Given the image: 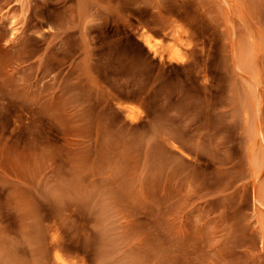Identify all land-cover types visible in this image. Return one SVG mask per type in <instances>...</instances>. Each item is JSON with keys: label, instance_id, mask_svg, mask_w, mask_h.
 <instances>
[{"label": "rangeland", "instance_id": "rangeland-1", "mask_svg": "<svg viewBox=\"0 0 264 264\" xmlns=\"http://www.w3.org/2000/svg\"><path fill=\"white\" fill-rule=\"evenodd\" d=\"M0 264H264V0H0Z\"/></svg>", "mask_w": 264, "mask_h": 264}, {"label": "bare ground", "instance_id": "bare-ground-1", "mask_svg": "<svg viewBox=\"0 0 264 264\" xmlns=\"http://www.w3.org/2000/svg\"><path fill=\"white\" fill-rule=\"evenodd\" d=\"M148 44H149V47L150 48H154L155 51H157L156 47L154 44H151V41H148ZM169 58L170 59H178L180 58L179 56V50L176 48V47H171L170 50H169ZM55 235L52 236V241H54L55 239ZM55 258H56V261L61 263L62 262V256L59 254V253H55Z\"/></svg>", "mask_w": 264, "mask_h": 264}]
</instances>
